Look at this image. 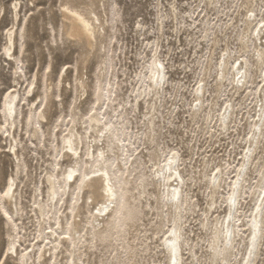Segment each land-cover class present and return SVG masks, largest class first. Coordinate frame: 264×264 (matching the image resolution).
<instances>
[{
  "label": "rangeland",
  "instance_id": "374dc122",
  "mask_svg": "<svg viewBox=\"0 0 264 264\" xmlns=\"http://www.w3.org/2000/svg\"><path fill=\"white\" fill-rule=\"evenodd\" d=\"M255 2L0 0V264H170L165 239L175 223L184 235L182 264L243 263L264 172V133L245 170L227 260L222 223L264 95L257 31L253 37L264 0ZM66 6L94 23L90 41L69 34ZM243 61L248 84L238 91L231 68ZM159 63L166 78L156 86L149 77ZM15 93L13 126L4 102ZM69 134L82 139L83 156L93 146L116 170L124 168L129 208L119 222L93 216L104 201L100 183L77 207L66 196L48 210V178L60 181L75 165L66 155ZM174 156L185 179L180 215L156 174ZM9 182L17 206L4 198ZM255 264H264V235Z\"/></svg>",
  "mask_w": 264,
  "mask_h": 264
},
{
  "label": "bare ground",
  "instance_id": "6f19581e",
  "mask_svg": "<svg viewBox=\"0 0 264 264\" xmlns=\"http://www.w3.org/2000/svg\"><path fill=\"white\" fill-rule=\"evenodd\" d=\"M250 2L252 5L256 3L255 0H250ZM250 12L253 11L250 10ZM64 17L70 22L69 34L72 37L84 38L85 40L90 41L95 36L96 29L94 27V23H92L91 20L87 19L81 13L66 6L64 9ZM255 21L256 20L254 19V21L252 22L251 20L249 23L247 22L248 27L249 28L252 27ZM256 31H257L256 39L257 41L259 40L260 42V47L257 49V54H258L257 66L260 68L264 65V41H263L264 21L259 22L255 26V29L253 31V37ZM14 47H15V40L13 39L12 35H10L9 47H7L8 48L7 54L10 55V58L14 57V53L13 54L11 53L12 48ZM159 64L160 66H158V64H155L152 67L149 77L151 83L156 86H160L161 82L166 78L165 68L161 63ZM228 68H229V61L224 60L221 65V76L223 79L227 77ZM231 69L233 71L234 81L237 80L236 81L237 90L239 91V89H243L244 87H246L248 84V73H249L248 62L243 61L237 65L234 64ZM16 96H17L16 93L8 94L4 102L5 115L9 120L12 121L13 126L15 125L16 116H17ZM261 103H262L261 108L258 114L259 119L255 125V132L250 142L251 144L249 147V151L246 155V160L243 164V167L241 166L242 169L239 175L233 181V184L231 186L232 195L231 197H229L230 199L229 204H227L228 213L226 214L222 223L223 239H224L223 251L225 254L224 255L225 260L229 259V257L231 256L236 241V227L238 220L237 214L239 213L238 205H239V199L241 193L243 191V185L245 183V176H246L245 170L253 162V156L256 151L255 149L259 145L261 137L264 133V95L261 100ZM230 117L231 115L230 114L228 115V110H227L226 113L223 115V121H222L225 128L228 126V121ZM96 118H92L91 120L95 124H99V121ZM111 129L112 127L110 126L109 132H111ZM69 135L70 136L66 138V142H65L67 149L66 155L72 157L71 159L75 161V165L71 166L70 168L68 167L69 170H67L66 172L64 171L65 173L63 175V178L61 177L60 181L57 180L55 177L53 179V176L48 178V183H49L48 210L52 212L64 200L66 196H68V198L70 197H72V199L74 198L75 199L74 205L75 207H77L78 203L81 202V200L83 199L84 194L87 191L89 192V190L93 188L95 183H98V185L100 183L104 201L102 203L101 202L97 203L95 208V210H97V216H95V214H93V216L96 218V220H100L99 218L104 213L103 214L104 216L114 218L115 221L119 222L129 208L126 200V194L123 189V184L125 183V179H123L124 168L118 166V169L116 170L117 166L115 165V162L112 160H107L103 155V153H99L100 149H98L97 152H95V150L94 151L92 150V152L90 151L91 148H93V146L88 145L87 151L83 156L84 154L83 146L81 148V145H83L82 139L80 137L77 138V136H75L74 134H69ZM14 155L16 156L17 154L14 153ZM92 163L95 165L96 170H94L93 172H88L87 166H89V164ZM156 174H157L158 184L164 187V191L167 199L166 200L167 205L170 206L171 209H174L175 212L178 213V215H180L183 208H185L186 206L187 199L184 198L183 185L185 184V179L182 176V173L179 169L177 156L172 157L169 160V162L167 161V163L163 166V168L157 171ZM13 184H10L9 182L7 189L4 193V198L8 203H11L12 205L15 204V206H17V200H16L17 198L15 199V192H13V186H14ZM214 184H216L215 188L219 187L220 180L218 179V176L214 178ZM256 195L257 197L254 195L256 198L255 199L256 204L252 212L251 221L249 223V237H248L249 239L247 243V254L242 264H255L261 250L262 238L264 235V172H263L261 185L259 186ZM39 210H41L42 212L43 208L40 207ZM183 238L184 235L182 233V228L178 223H175V225L169 231L165 239L170 264H182L184 259V253L182 250ZM10 250L14 251L15 254L18 256V252L15 244H11L9 251Z\"/></svg>",
  "mask_w": 264,
  "mask_h": 264
}]
</instances>
